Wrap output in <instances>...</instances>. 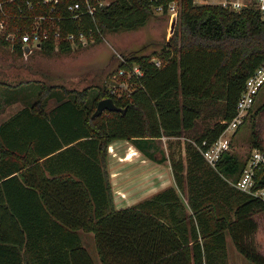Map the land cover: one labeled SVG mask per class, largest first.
I'll return each mask as SVG.
<instances>
[{"label":"trees","instance_id":"1","mask_svg":"<svg viewBox=\"0 0 264 264\" xmlns=\"http://www.w3.org/2000/svg\"><path fill=\"white\" fill-rule=\"evenodd\" d=\"M26 1L3 4L13 13L7 31L16 32L13 49L20 56L21 35L31 31L34 15L48 10L37 6L29 12ZM172 1L179 2L178 24L158 55L161 66L153 60L156 52L126 54L120 62L143 71L126 96L100 89L91 97V88L42 85L35 101L0 123V264H96L80 230L94 233L102 264H228V237L251 263L264 264L255 240L264 199L236 186L247 159L225 151L213 167L201 152L236 116L248 77L264 61V19L258 10L195 0H113L94 17L44 20L51 35L39 49L52 53L58 43L70 52L68 32L83 30L91 37L92 29L96 42L109 32L143 26L154 5L164 4L166 11ZM20 7L31 17L20 16ZM76 43L82 45L78 38ZM0 45L9 43L0 38ZM106 97L124 110L93 117ZM14 99L10 94L6 102ZM51 99L57 103L48 107ZM263 111L264 103L253 118ZM210 113L213 124L192 133L197 120ZM258 128L254 121L253 146L264 150ZM184 132L190 133L184 155L179 147L157 159L140 142ZM115 140L133 142L151 160L169 159L175 185L117 208L107 161ZM255 178V189L264 188V165Z\"/></svg>","mask_w":264,"mask_h":264},{"label":"rangeland","instance_id":"2","mask_svg":"<svg viewBox=\"0 0 264 264\" xmlns=\"http://www.w3.org/2000/svg\"><path fill=\"white\" fill-rule=\"evenodd\" d=\"M153 11V16L143 26L109 32L103 36L101 41L90 42L86 45H79L75 42L70 52H62L57 43V47L52 53H44L40 49H35L28 55L20 56L14 52L10 45H0V81L6 82L0 83V121L21 109L27 102L35 101L42 85L60 87L58 90L62 88L75 90L91 88V97H95L100 89H106L118 97L126 96L136 84L137 73L134 68H122L120 64L122 58L119 56L125 59L126 54L156 52L158 60L162 62L158 55L168 47V42L178 24V17L172 19L167 11L163 13L158 10ZM134 66L137 65L134 63L132 67ZM17 84L19 87L13 89ZM10 94H14L15 99L7 103L6 98ZM56 103L55 99H51L48 107H52ZM263 103L264 88L246 122L241 125L239 131L233 134L230 151L241 160H248L255 149L252 141L254 121L260 132L262 131L264 139V111L260 112L256 119L253 118V113ZM214 120L211 113L203 115L197 120L192 133L198 134L205 127L212 125ZM189 134V132H184L182 137L162 136L151 142L146 140L140 142L146 151L160 159L163 155L167 156L172 150L179 147L182 148L184 155L185 141H189ZM115 141H117L118 148L113 141V152L110 156L108 153L107 161L110 171L115 174L113 175L112 190L118 208L134 205L144 198L152 197L158 190L175 185L169 159L162 163L151 160L133 142L129 140ZM115 150L122 152L115 154ZM128 153L132 155L129 156ZM137 159L139 163H137ZM141 166L144 167L143 171L146 172L147 177L145 180H140L142 183L145 182L143 185L145 189L140 186L137 190H142V192L137 194V190L130 192L128 188L139 186L137 180L143 175L138 172ZM133 181L135 183L128 184ZM258 219L260 228L255 240L261 253L264 254V217L259 215ZM82 236L87 242V246L95 253L94 233L83 231ZM228 242L230 254L239 253L230 237H228Z\"/></svg>","mask_w":264,"mask_h":264},{"label":"built area","instance_id":"3","mask_svg":"<svg viewBox=\"0 0 264 264\" xmlns=\"http://www.w3.org/2000/svg\"><path fill=\"white\" fill-rule=\"evenodd\" d=\"M15 0L0 1V10L3 16L0 18V38L5 39L9 45L13 48L16 41V32L7 31L9 25V19L13 17V13H8L3 10V4L6 2H12ZM156 2L158 0H150ZM198 4H216L221 5L231 10H240L242 8H255L258 10L264 19V0H195ZM108 0H27L25 9L29 12L34 11L37 6H45L48 10H45L39 14L33 16V25L31 31H24L21 35V42L24 48V54L28 55L35 49H39L44 40L50 38V31L46 27H42V22L46 19H58L66 21V19L82 20L86 16L94 17L97 11L104 6L108 5ZM62 10H61V8ZM164 4L154 5V10L165 12ZM20 16L31 17L24 14V9L20 7L18 9ZM167 13L172 19H176L179 14V2L172 1L168 4ZM18 14V15H19ZM57 14V15H56ZM54 38L56 42L61 37V31L56 28L54 31ZM91 37H87L83 30L75 32H68L65 34L64 39L70 41L72 44L76 42V38L79 39L81 44L86 45L90 42H95V38L90 30ZM124 61V57L119 56ZM157 66H161L162 62L158 58L153 59ZM136 75H142L143 71L140 67L134 66ZM264 86V61L262 64L248 77L245 88L243 89L237 104V114L233 120L228 124L227 128L220 135L215 143L209 147L202 149L201 152L207 162L215 167L222 154L225 151H230L231 140L237 127L241 125L245 118L248 116L250 109L255 104L258 94L261 88ZM206 144V141L203 142ZM264 165V150L255 148L247 164L243 169V172L236 183V186L246 192L255 194L264 199V188L255 189L256 184V172Z\"/></svg>","mask_w":264,"mask_h":264},{"label":"crops","instance_id":"4","mask_svg":"<svg viewBox=\"0 0 264 264\" xmlns=\"http://www.w3.org/2000/svg\"><path fill=\"white\" fill-rule=\"evenodd\" d=\"M17 112V111H16ZM16 112H14V113H16ZM13 113V114H14ZM13 114H11L9 117H11ZM9 117H7V118H5V119H3V120H1L0 121V123H2L3 121H5V120H7ZM116 142L117 141H114L113 143L115 144V146L118 148V146L116 145ZM113 143H111L110 145H109V149H108V152H109V156H110V154L113 152V147H114V144ZM113 144V145H112ZM115 147V148H116ZM64 148H66V146L65 147H63V149ZM116 151V150H115ZM120 153V152H122L121 150H119V151H116L115 152V154H117V153ZM128 155L130 156V153H128ZM132 155V154H131ZM121 160L123 159V158H120ZM137 163H139L138 162V159H137ZM129 165V164H128ZM122 166H123V164H122ZM136 166V165H135ZM138 166H139V164H138ZM141 169V170H140ZM140 169L138 170V172H141V173H143V175L141 176V178L139 179V180H137V183L139 184V186L137 185V187H134V186H131V188L129 187L128 188V190L130 191V192H135L137 189H139V187L141 186L142 188L144 187L143 185L145 184V182H143L142 183V181H140V180H145V178L147 177V175L145 174L146 172L145 171H143V169H144V167H140ZM108 171H109V173H110V181H111V184H112V182H114V179H113V175H115L114 173L112 174V172L110 171V168L108 167ZM140 181V182H139ZM130 183H135V181H133V182H129L128 184H130ZM144 189H145V187H144ZM144 189H143V191H144ZM159 191H161V190H158V191H156L155 193H157V192H159ZM3 192L6 194V192H5V190L3 189ZM142 192V190H137L136 191V193L137 194H140ZM145 199V198H144ZM139 202V201H138ZM118 208V207H117ZM82 230H80L79 231V234H80V237H81V239H82V241H83V245L88 249V251H89V253H90V255L92 256V258H93V260H94V262L96 263V264H102L101 263V259H100V256H99V254H98V251H97V248H96V250H95V253H93L92 251H91V249L87 246V242H85L84 241V238H83V236H82ZM91 233H93V232H91ZM95 243V242H94ZM96 246V245H95ZM227 247H228V264H251V262H249L243 255H241V254H239V253H232V254H230V252H229V242H227Z\"/></svg>","mask_w":264,"mask_h":264},{"label":"water","instance_id":"5","mask_svg":"<svg viewBox=\"0 0 264 264\" xmlns=\"http://www.w3.org/2000/svg\"><path fill=\"white\" fill-rule=\"evenodd\" d=\"M122 111V107L118 106L112 97L102 98L98 101L97 108L93 117L100 115L104 111Z\"/></svg>","mask_w":264,"mask_h":264},{"label":"bare ground","instance_id":"6","mask_svg":"<svg viewBox=\"0 0 264 264\" xmlns=\"http://www.w3.org/2000/svg\"><path fill=\"white\" fill-rule=\"evenodd\" d=\"M131 156V155H130Z\"/></svg>","mask_w":264,"mask_h":264}]
</instances>
